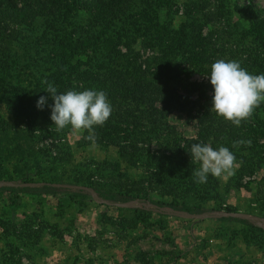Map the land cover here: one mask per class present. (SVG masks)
<instances>
[{"label": "rangeland", "instance_id": "374dc122", "mask_svg": "<svg viewBox=\"0 0 264 264\" xmlns=\"http://www.w3.org/2000/svg\"><path fill=\"white\" fill-rule=\"evenodd\" d=\"M248 4L264 18V0H131L118 18L73 9L16 25L18 35L2 44L10 54L0 52V181L20 186L0 185V264H264V104L239 127L221 117L211 124L204 143L235 154L231 176L196 183L200 164L188 149L189 182L163 192L151 160L175 140L197 139L208 124L200 119L216 114L208 77L217 59L264 73V42L242 16ZM198 27L202 47L195 45ZM108 37L119 58L104 48ZM120 73L174 89L189 106L154 124L131 119L141 151L129 162L98 132L95 146L70 127L57 132L54 102L41 83L58 94L102 90ZM41 96L48 97L43 110ZM238 140L251 146L232 147ZM38 183L83 192L49 193ZM93 191L107 200H95Z\"/></svg>", "mask_w": 264, "mask_h": 264}, {"label": "trees", "instance_id": "16d2710c", "mask_svg": "<svg viewBox=\"0 0 264 264\" xmlns=\"http://www.w3.org/2000/svg\"><path fill=\"white\" fill-rule=\"evenodd\" d=\"M130 2L131 0H0V52L5 54V57L10 54V50L5 53L2 44H10L11 40L18 35L17 24L28 25V23H32L40 17L54 16L63 10L73 9H82L83 11L93 9L94 16L118 18ZM204 16L207 17L208 15ZM242 16L249 24V31L264 42V18L255 12L250 4L244 8ZM197 31L195 45L202 47L203 38L200 35V27L197 28ZM105 41L107 43L106 45L104 44V48L107 47L108 52L114 58H119L121 56L120 53L112 50L111 46L109 47V44L111 45L113 42V38L108 37ZM127 49L130 55L132 49L129 46H127ZM63 54V56L67 55V53ZM101 86L103 87L102 90L108 95L113 112L108 122L103 127H96L95 132L103 135L105 145L118 148L120 156L127 162L138 158V152L141 151L131 140L133 136L129 128L131 119H144L148 120L149 124L150 122L154 124L162 122L165 117L173 112L184 113L189 108L188 104L183 101V98L174 89L145 82L141 75H123L120 73L114 77L110 76L108 81ZM216 118L221 124L222 120L218 116L216 117V114L208 115L205 120L200 119L201 122L205 121L208 124L198 129L197 139L186 140L183 143L175 140L169 145L168 154H158L151 157L152 162L155 164L156 172L158 171L157 182L159 189L163 192L174 193L175 187L179 186L181 188V186L189 182L188 171L184 169L187 164L183 155L187 154L186 150L190 149L192 144L206 141L209 137L211 124L216 121ZM120 120L124 122L123 128L117 125ZM84 133V137H86L88 133ZM11 182L13 183L7 184L0 181V185L20 186L15 181ZM35 186L49 193H58L60 191L83 192L80 187L61 183H42ZM92 197L102 202L107 200V197L98 191H93ZM144 210L149 212L156 211L152 208H144ZM186 210L190 212L191 208L186 207ZM209 213H212V211L202 212L201 214L209 215ZM142 220H145L144 217H142ZM236 220L249 225L257 224L258 222H260L261 226L264 225V219H260L258 222L244 218H236Z\"/></svg>", "mask_w": 264, "mask_h": 264}, {"label": "clouds", "instance_id": "9594fccd", "mask_svg": "<svg viewBox=\"0 0 264 264\" xmlns=\"http://www.w3.org/2000/svg\"><path fill=\"white\" fill-rule=\"evenodd\" d=\"M213 89L211 111L218 117L239 127L250 121L257 108L264 104V73L253 74L242 67L239 61L217 59L210 67L208 77ZM45 92L53 100L50 119L57 132L71 128L74 132L88 135L86 140L95 146L96 127H103L111 118L113 107L103 90H68L58 94L57 88L49 81ZM48 97L41 96L37 108L43 110ZM251 146L250 140L234 141L232 147ZM192 160L200 167L192 175L198 184H205L208 176L222 178L234 174L238 166L235 154L225 146L214 149L211 144L194 143L190 147Z\"/></svg>", "mask_w": 264, "mask_h": 264}, {"label": "water", "instance_id": "95a60500", "mask_svg": "<svg viewBox=\"0 0 264 264\" xmlns=\"http://www.w3.org/2000/svg\"><path fill=\"white\" fill-rule=\"evenodd\" d=\"M38 184H42V183H38ZM36 185V184H35ZM220 215H226V214H220ZM229 216H232V217H235V218H244V219H249V220H258L257 218H254V217H250V216H247V215H243V214H227ZM189 217H192L193 215H188Z\"/></svg>", "mask_w": 264, "mask_h": 264}]
</instances>
